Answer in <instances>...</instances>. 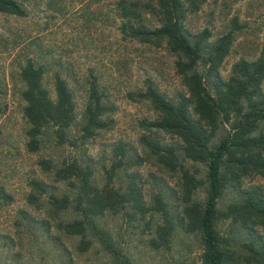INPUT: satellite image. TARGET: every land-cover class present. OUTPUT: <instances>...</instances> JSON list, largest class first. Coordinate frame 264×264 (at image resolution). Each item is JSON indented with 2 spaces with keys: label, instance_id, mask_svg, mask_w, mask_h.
<instances>
[{
  "label": "rangeland",
  "instance_id": "1",
  "mask_svg": "<svg viewBox=\"0 0 264 264\" xmlns=\"http://www.w3.org/2000/svg\"><path fill=\"white\" fill-rule=\"evenodd\" d=\"M15 1L21 6L23 16L0 13V187L12 196V203L0 209V264L110 263L109 255L94 238L92 250L80 253L76 250L77 238L58 235L53 228L52 235L57 240L52 243L46 237L42 222L52 224L46 214L47 198L42 197L40 208L28 205L29 182L41 181L47 194H71V190L65 183L55 181L53 172L43 170L41 161H48L53 168L71 161L89 167L97 187L104 185L107 172L117 166L113 185L125 190L130 181L134 182L146 206L155 195L161 196L176 227L169 247L154 250L149 242L160 223L158 215L149 213L133 220L127 214L128 209L118 214L108 213L98 223L108 231L114 245H118L132 264H197L201 253L199 239L180 228L183 223L180 170L171 171L159 164L141 140L173 147L178 163L186 168L196 166L199 176L204 175L203 165L183 159L180 139L144 126L157 118L150 103L140 96L148 87L171 102L186 94L175 70L177 57L163 42L141 43L120 30L123 22L118 11L120 2L147 0ZM143 18L148 27L156 25L151 16L145 14ZM184 29L194 36L203 31L209 33L203 42L204 57L218 38L232 33L229 53L219 68L221 78L226 81L239 60L254 61L261 54L264 0H204L198 11L187 14ZM27 60L43 68V85L51 98H54V76L57 74L65 80L75 108L74 122L64 141L60 142L49 129L35 152L27 147L28 124L21 97L24 85L19 76ZM199 69L202 70L201 66ZM92 82L96 83L106 110L102 117L104 128L92 138L83 139L82 117ZM227 131L228 126H221L214 142ZM252 188H260L264 194V178L255 175L243 178L241 189ZM237 194L238 190L225 189L218 200V209L224 210ZM195 199L203 201V189L197 191ZM20 211L28 218L19 215ZM72 217L71 212L64 216ZM217 229L228 241L230 252L236 254L243 253L240 248L243 242L264 238V227L248 235L229 221H219ZM11 248L12 254L21 250L19 261L12 259L8 252ZM238 264H264V254L262 263L241 259Z\"/></svg>",
  "mask_w": 264,
  "mask_h": 264
},
{
  "label": "trees",
  "instance_id": "2",
  "mask_svg": "<svg viewBox=\"0 0 264 264\" xmlns=\"http://www.w3.org/2000/svg\"><path fill=\"white\" fill-rule=\"evenodd\" d=\"M203 2H120L118 11L123 20L121 33L145 44L158 45L163 42L177 57L175 70L186 89V94L171 102L148 87L140 96L150 103L157 118L144 126L180 139L183 159L203 165L204 175L199 176L196 166L186 168L178 163L173 147L162 146L145 138L141 140L159 164L171 171L180 170L179 201L183 221L180 228L199 239L201 253L197 264H238L241 259L249 263H262L263 237L243 242L240 244L243 253L236 254L230 252L228 241L218 232L217 223L229 221L248 235L264 227L262 190L241 189L242 179L247 176L264 178V43L256 60H239L233 66L230 77L223 80L219 68L229 53L232 33L218 38L204 57L203 42L209 38V33L203 31L194 36L188 35L184 29L187 14L198 11ZM0 13L24 15L15 0H0ZM145 14L151 16L156 25L148 27L143 18ZM19 76L24 85L21 97L25 103L23 115L28 124V149L37 151L41 137L49 129L53 130L55 138L63 142L74 122L75 111L67 83L56 74L54 98H51L43 85V68L31 60L20 68ZM105 111L97 85L92 82L82 117L83 139L92 138L104 128L102 117ZM221 126H228V131L214 142ZM40 165L43 170L53 172L55 181L65 183L71 190V194H47V188L41 181L29 182L28 205L40 208L42 197L47 198L46 214L52 224L49 221L42 223L46 228V237L52 243L57 240L52 235V228L58 235L77 238L76 250L80 253L92 250L94 238L109 255V264H132L118 245H114L108 231L98 223L108 213L118 214L128 209L127 214L133 220L144 218L149 213L158 215L160 223L155 227L149 245L154 250L169 247L176 225L168 204L161 196L155 195L151 204L146 206L140 190L132 181L125 190L117 189L113 185L117 166L107 172L104 185L97 187L92 182L91 169L76 161L63 162L57 168H53L48 161H41ZM227 188L238 190V194L220 211L218 200ZM199 189L204 190L203 201L195 199ZM11 203L12 196L0 187V209ZM68 212L73 214L71 219L64 218ZM19 215L28 218L23 211ZM17 225L20 226L19 223ZM11 246L14 248L15 243ZM13 248L8 252L12 259L19 261L21 250L12 254Z\"/></svg>",
  "mask_w": 264,
  "mask_h": 264
}]
</instances>
